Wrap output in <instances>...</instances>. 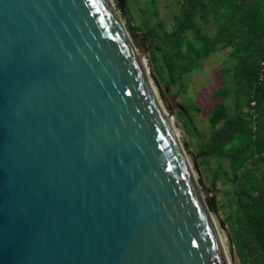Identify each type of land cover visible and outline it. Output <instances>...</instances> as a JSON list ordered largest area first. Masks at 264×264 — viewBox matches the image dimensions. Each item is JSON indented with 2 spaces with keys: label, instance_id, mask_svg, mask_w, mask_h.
I'll return each mask as SVG.
<instances>
[{
  "label": "water",
  "instance_id": "95a60500",
  "mask_svg": "<svg viewBox=\"0 0 264 264\" xmlns=\"http://www.w3.org/2000/svg\"><path fill=\"white\" fill-rule=\"evenodd\" d=\"M207 197L110 0H0V264H229Z\"/></svg>",
  "mask_w": 264,
  "mask_h": 264
},
{
  "label": "trees",
  "instance_id": "16d2710c",
  "mask_svg": "<svg viewBox=\"0 0 264 264\" xmlns=\"http://www.w3.org/2000/svg\"><path fill=\"white\" fill-rule=\"evenodd\" d=\"M129 1L123 0L124 6L117 2L119 9L125 11ZM176 1L171 30L161 21L155 0L151 7L156 25L145 21L140 29L146 27V40L154 41L152 59L168 87L181 84L190 69L199 70L212 54L230 50L227 73L233 88L226 85L215 93L223 101L209 118L211 136L203 160L216 159V175L232 183L229 192L238 217L233 242L242 263L264 264V0ZM210 21L216 24L213 34L202 31V24ZM231 96L232 112L226 103ZM252 102L255 119L246 113ZM180 115L189 117L186 109ZM206 202L214 212L216 198Z\"/></svg>",
  "mask_w": 264,
  "mask_h": 264
},
{
  "label": "rangeland",
  "instance_id": "374dc122",
  "mask_svg": "<svg viewBox=\"0 0 264 264\" xmlns=\"http://www.w3.org/2000/svg\"><path fill=\"white\" fill-rule=\"evenodd\" d=\"M111 2L136 50L146 59L148 80L165 115L171 121L172 129L177 134L195 180L208 197L216 198L217 208L211 214L225 245L230 264H243L233 242L235 237L233 226L238 217H235L234 213L237 209L234 195L229 192L232 183L222 175H216L218 169L216 159L203 160L206 155L202 153L205 152L203 150L211 136L209 118L215 107L223 101L221 98L216 99L215 93L226 85L233 88L231 74L228 76L227 73L230 67V50H219L212 54L202 63L199 70L190 69L181 84L168 87L161 80L157 62L152 59L150 48L153 47L154 41L146 40V27L140 29L145 21H150L151 26L157 23L151 7L152 0H130L125 11L119 9L116 0ZM155 5L160 10L161 21L171 30L174 24L173 16L179 7L177 1L155 0ZM202 28L203 32L213 34L216 31V24L210 21L208 24H202ZM226 103L232 112V96ZM185 109L189 117L180 115V111L185 112Z\"/></svg>",
  "mask_w": 264,
  "mask_h": 264
},
{
  "label": "built area",
  "instance_id": "2783aa9c",
  "mask_svg": "<svg viewBox=\"0 0 264 264\" xmlns=\"http://www.w3.org/2000/svg\"><path fill=\"white\" fill-rule=\"evenodd\" d=\"M262 59H261V62L262 64H264V56L262 57ZM261 79H262V76H261ZM255 111H256L255 103L252 102L249 108L246 110V113L255 119L257 117Z\"/></svg>",
  "mask_w": 264,
  "mask_h": 264
},
{
  "label": "bare ground",
  "instance_id": "6f19581e",
  "mask_svg": "<svg viewBox=\"0 0 264 264\" xmlns=\"http://www.w3.org/2000/svg\"><path fill=\"white\" fill-rule=\"evenodd\" d=\"M110 2H111V0H110ZM112 3V2H111ZM112 5H114V4H112ZM118 15V14H117ZM120 17V16H119ZM152 86V85H151ZM153 89V88H152ZM154 91V90H153ZM155 93V92H154ZM156 94V93H155ZM176 136H177V134H176ZM220 236V235H219ZM221 238V237H220ZM222 240V239H221ZM223 243V242H222ZM223 246H225L224 244H223ZM224 249H225V247H224ZM226 252V251H225ZM227 255V254H226ZM227 259H228V256H227ZM228 263L230 264V262H229V260H228Z\"/></svg>",
  "mask_w": 264,
  "mask_h": 264
},
{
  "label": "crops",
  "instance_id": "0c3cea01",
  "mask_svg": "<svg viewBox=\"0 0 264 264\" xmlns=\"http://www.w3.org/2000/svg\"><path fill=\"white\" fill-rule=\"evenodd\" d=\"M263 56H264V55H263ZM261 59H262V58H261ZM261 59H260V60H261ZM250 104H251V103H250ZM249 106H250V105H249ZM248 108H249V107H248ZM248 108H247V109H248Z\"/></svg>",
  "mask_w": 264,
  "mask_h": 264
}]
</instances>
